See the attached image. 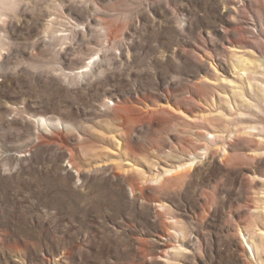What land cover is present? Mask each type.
I'll list each match as a JSON object with an SVG mask.
<instances>
[{
	"label": "rangeland",
	"instance_id": "1",
	"mask_svg": "<svg viewBox=\"0 0 264 264\" xmlns=\"http://www.w3.org/2000/svg\"><path fill=\"white\" fill-rule=\"evenodd\" d=\"M0 264H264V0H0Z\"/></svg>",
	"mask_w": 264,
	"mask_h": 264
},
{
	"label": "bare ground",
	"instance_id": "2",
	"mask_svg": "<svg viewBox=\"0 0 264 264\" xmlns=\"http://www.w3.org/2000/svg\"><path fill=\"white\" fill-rule=\"evenodd\" d=\"M232 3V2H231ZM261 8V7H260ZM226 9H227V11H231V12H234L235 14L238 12V9L236 8V6L234 7V6H226ZM238 29H242V27H239L238 26ZM185 166V165H184ZM180 167H182V166H180ZM170 171H172V170H170ZM169 172V171H168ZM168 242H163V246L165 247V246H168ZM162 250H164V249H162ZM164 252V251H163Z\"/></svg>",
	"mask_w": 264,
	"mask_h": 264
}]
</instances>
